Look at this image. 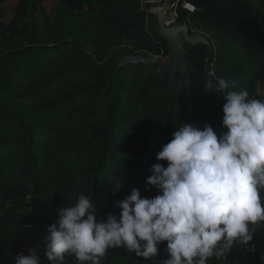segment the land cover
<instances>
[{
    "label": "trees",
    "instance_id": "1",
    "mask_svg": "<svg viewBox=\"0 0 264 264\" xmlns=\"http://www.w3.org/2000/svg\"><path fill=\"white\" fill-rule=\"evenodd\" d=\"M157 1L55 0L47 10L45 0H18L10 20L0 21V264H15L29 249L49 264L48 226L80 194L91 196L97 220L119 215L116 202L133 188L141 197L158 195L146 184L149 168L167 167L156 153L177 127L202 129L207 122L218 137L227 131L223 91L213 97L200 44L185 47L178 88L144 64L111 77L128 55L169 58V44L155 35L148 13ZM184 1L196 10L186 12L179 1L177 23L187 22L212 45V83L223 78L234 83L229 90L246 89L249 99L264 101V0ZM32 194L35 205L21 210L17 197ZM259 195L264 207V190ZM166 244L150 259L109 249L100 264H165ZM248 244L249 255L237 242L207 264H264V227ZM64 264L80 262L70 254Z\"/></svg>",
    "mask_w": 264,
    "mask_h": 264
},
{
    "label": "clouds",
    "instance_id": "2",
    "mask_svg": "<svg viewBox=\"0 0 264 264\" xmlns=\"http://www.w3.org/2000/svg\"><path fill=\"white\" fill-rule=\"evenodd\" d=\"M148 13L152 19L156 15ZM185 23L188 35L200 34ZM234 86L223 78L209 84L223 91L226 132L218 137L207 122L202 129L183 124L156 153L167 167L153 164L146 184L158 195L141 197L133 188L116 202L119 215L110 212L100 220L91 196L80 194L74 205L59 207L47 229L49 264H64L70 254L80 264H100L107 250L121 247L150 259L158 257L161 242H167L165 264H207L237 242L248 245L256 229L264 227L259 195L264 190V101L249 99L246 89L229 90ZM16 257L15 264H40L32 249Z\"/></svg>",
    "mask_w": 264,
    "mask_h": 264
},
{
    "label": "water",
    "instance_id": "3",
    "mask_svg": "<svg viewBox=\"0 0 264 264\" xmlns=\"http://www.w3.org/2000/svg\"><path fill=\"white\" fill-rule=\"evenodd\" d=\"M162 14H156L152 19V29L156 36L164 38L169 44L170 56L166 62L147 56L128 55L121 60L114 69L112 76L123 67L132 64H144L154 70V74L160 78L162 83L169 88H178L183 83L186 73V63L184 58L185 47L202 45L205 48L204 73L207 80L212 83L209 71V61L212 55V45L200 34L188 35L186 23L172 24L164 27L162 24ZM218 94L216 92L213 97Z\"/></svg>",
    "mask_w": 264,
    "mask_h": 264
},
{
    "label": "built area",
    "instance_id": "4",
    "mask_svg": "<svg viewBox=\"0 0 264 264\" xmlns=\"http://www.w3.org/2000/svg\"><path fill=\"white\" fill-rule=\"evenodd\" d=\"M179 1H182L181 7L186 12L193 13L196 10V8L192 4L185 2L184 0H175L172 3H167L168 0H162L161 6L154 8V9H151L149 12L152 14H157V13L162 14V16H163L162 24L164 27H168V26L175 24L177 22L178 14L176 11V7H177V2H179ZM240 251L244 252L245 255H249V254L254 252V247H253V245L248 244L244 247L241 246ZM243 255L244 254H242V256Z\"/></svg>",
    "mask_w": 264,
    "mask_h": 264
},
{
    "label": "rangeland",
    "instance_id": "5",
    "mask_svg": "<svg viewBox=\"0 0 264 264\" xmlns=\"http://www.w3.org/2000/svg\"><path fill=\"white\" fill-rule=\"evenodd\" d=\"M17 1L18 0H0V21L8 22L10 20V18H11L10 10L12 7H14V5L16 4ZM53 1H55V0H45L44 5H45L47 10L50 9ZM161 5H162V2H161V0H159L156 2L155 6L153 8H157ZM190 30L192 33H200L199 31L194 30L192 28H190ZM17 198H19L21 200V210H29V208L34 206L36 203V197L34 196V194L25 195V196H18ZM3 205H6L5 200L3 201ZM28 242H29V240H28ZM240 247L241 246H239L238 249H240Z\"/></svg>",
    "mask_w": 264,
    "mask_h": 264
}]
</instances>
